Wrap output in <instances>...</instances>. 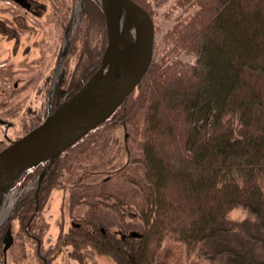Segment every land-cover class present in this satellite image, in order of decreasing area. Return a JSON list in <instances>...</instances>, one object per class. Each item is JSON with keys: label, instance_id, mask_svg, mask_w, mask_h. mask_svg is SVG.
<instances>
[{"label": "trees", "instance_id": "1", "mask_svg": "<svg viewBox=\"0 0 264 264\" xmlns=\"http://www.w3.org/2000/svg\"><path fill=\"white\" fill-rule=\"evenodd\" d=\"M90 1L101 10L106 40L105 13ZM136 1L154 16L152 0ZM176 6L184 11L163 35L167 56H154L123 103L56 158L42 178L39 197L57 186L61 171L71 168L83 149L123 127L129 131L128 161L110 177L71 191V204L90 198L87 213L76 217L82 222L59 236L62 244H72V257L84 262L81 252L89 245L117 264H155L163 241L173 236L188 253L208 242L216 264H264V0H176ZM71 43L53 110L92 75L105 50L103 45L99 57L91 55L83 30ZM77 50L78 67L69 68V56ZM181 53L195 59L176 57ZM24 197L14 215L22 225L34 200ZM236 207L248 211L237 223L241 230L224 225ZM0 264H5L1 238Z\"/></svg>", "mask_w": 264, "mask_h": 264}, {"label": "rangeland", "instance_id": "2", "mask_svg": "<svg viewBox=\"0 0 264 264\" xmlns=\"http://www.w3.org/2000/svg\"><path fill=\"white\" fill-rule=\"evenodd\" d=\"M24 1L25 3L18 0H0V117L11 121L10 126L0 124V140H3L4 146L5 139L22 136L45 117L50 90L67 37L70 38L69 52L74 36L83 30V36L86 38L87 35L90 41L91 55L98 54V57L102 46L105 45L106 48L108 41V38L105 40L101 29V10L97 3L84 0V7L80 9L82 0ZM28 3L31 4V9L26 7ZM98 4L100 5L99 2ZM151 4L154 13V16H151L155 22L156 33L154 56L162 58L167 56L168 52L163 35L167 28L172 27L183 14L184 8L177 7L176 0H152ZM78 8L79 13H77ZM193 8L192 6L189 10H185V15ZM80 39L82 40V37ZM81 40L78 41L76 48L78 50L82 44ZM78 50L69 56V68L78 67ZM102 57L95 63L96 69ZM176 57L186 61L195 59L193 54L185 53L178 54ZM65 60L66 58L64 62ZM105 136L107 140L104 141L102 138L95 141L92 147H86L82 154L70 161L71 168L65 167L61 171L57 186L50 189L45 197L40 198L39 193L38 197H35L37 178L45 166L39 174L34 175L36 177H26L24 181L22 180V184H16L11 188L9 199L5 203L7 207L3 212V215L8 216L5 222L13 223L14 243L7 252L8 264H22L25 259L22 240L27 239L26 235L23 236L21 228L19 229V219L14 216L17 215L18 210L13 209L12 206L16 205L21 197L23 198L20 194L27 186L29 187L24 198L34 199L30 217L41 215L37 221L35 219L36 222L33 223L31 230L33 234L42 236V264H117L111 256L98 253L91 247L87 249L89 245L83 247L85 252L83 250L81 254L84 262L80 261L79 256L74 258L75 256L72 257L70 254L73 250L72 244L67 242L62 244L59 239L61 232L67 233L72 224L81 223L82 220L76 217L85 215L88 210L89 197L81 198L75 204L70 203L73 187L80 183L100 182L110 177L132 156L125 148L130 143L128 130L117 127ZM23 212L24 210L19 214L22 215ZM104 212L108 213L107 215L113 220L114 215L111 210L109 212L105 208ZM247 214L246 209L236 207L229 213L224 225L241 230L237 223L247 217ZM118 227L117 225L112 228L115 230L119 229ZM31 246L35 250L34 241ZM208 249V242H205L200 244L195 252L188 253L183 242L173 236H167L155 264H216L209 257ZM34 250L32 248L26 250L28 258L35 253ZM89 251L92 254L88 255ZM28 258L24 261H30ZM30 262L34 263L33 255Z\"/></svg>", "mask_w": 264, "mask_h": 264}, {"label": "water", "instance_id": "3", "mask_svg": "<svg viewBox=\"0 0 264 264\" xmlns=\"http://www.w3.org/2000/svg\"><path fill=\"white\" fill-rule=\"evenodd\" d=\"M97 1L105 13L108 38L99 67L72 96L52 110L59 73L69 47L67 37L50 90L48 113L39 124L0 150V229L8 217L3 215V203L11 188L30 169L47 160L37 178L38 193L43 176L56 158L109 117L152 65L156 33L149 11L136 0ZM0 123L10 125L1 117ZM5 241L7 249L12 243L10 230Z\"/></svg>", "mask_w": 264, "mask_h": 264}, {"label": "flooded vegetation", "instance_id": "4", "mask_svg": "<svg viewBox=\"0 0 264 264\" xmlns=\"http://www.w3.org/2000/svg\"><path fill=\"white\" fill-rule=\"evenodd\" d=\"M18 1H21V2L25 3L24 0H18ZM29 3L26 5V7L28 9H31L32 7H31V4H29ZM9 28H10V26H9ZM63 66H64V62L62 64L61 71H62ZM61 71H60V73H61ZM52 105H53V103H52ZM47 111H48V107H47ZM8 122L10 123L11 121H8ZM8 126H10V125H8ZM13 138H17V137L16 136L15 137H8L5 140L9 143L10 140L13 139ZM0 141L3 142V140H0ZM20 184H22V183H20ZM38 193H39V191H38ZM38 193H36V190H35V197L38 196ZM31 216L32 217H30L28 219V221L26 223H24L23 225L21 223H19V229L21 228V230L23 232V236L26 235L25 238L27 239V240H22L23 247H24V250H25L24 251V255H25V259H27L28 256H27L26 250L28 248H32L34 250V248L31 246V244L34 241V244L36 245V247H35V250H34L35 253L32 254L33 255V259H34V263L33 264H42V261H41V259H42V251H41V249H42V236H39V235L37 236V235L32 233L31 223H32V221H33V219L35 218L36 215H31ZM12 228H13V223L9 224V223L5 222L2 225L1 229H0V238H1V243L3 244V255H4V263L5 264H8V261H9V259L7 257V252H8V250L11 248V246L14 243V238L12 236L11 245L7 249H5V246H4L5 245V238H6V235H7L9 230H10V233L12 234ZM9 237L11 238V235ZM32 255H30L31 258H28V259H30V261H32ZM24 260L22 261V264H32L29 260H26V261H24Z\"/></svg>", "mask_w": 264, "mask_h": 264}, {"label": "bare ground", "instance_id": "5", "mask_svg": "<svg viewBox=\"0 0 264 264\" xmlns=\"http://www.w3.org/2000/svg\"><path fill=\"white\" fill-rule=\"evenodd\" d=\"M79 6H80L79 8L81 9V8H82V2L80 3V5H79ZM79 8H78V11H77V13H79ZM8 195H9V194H8ZM7 197H8V196H7ZM234 209H235V208H234ZM232 210H233V209H232ZM232 210H231V211H232ZM231 211H230V212H231ZM230 212H229V213H230ZM229 213H228V215H229Z\"/></svg>", "mask_w": 264, "mask_h": 264}]
</instances>
